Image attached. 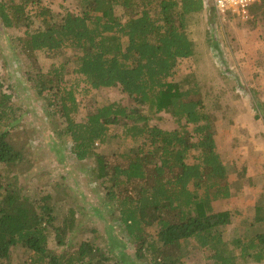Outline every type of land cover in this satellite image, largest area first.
<instances>
[{
  "label": "trees",
  "instance_id": "trees-1",
  "mask_svg": "<svg viewBox=\"0 0 264 264\" xmlns=\"http://www.w3.org/2000/svg\"><path fill=\"white\" fill-rule=\"evenodd\" d=\"M77 2L78 14L66 13L56 22L52 13L40 8L39 0H0V23L8 30L24 29L16 45L29 61L41 52L53 59L72 57L69 69L60 64L45 73L37 70L35 94L62 121L56 136L71 145L75 160L93 159V177L107 201L118 208L117 220L135 243L134 260L119 252V264H182L184 248L191 242L211 264H241L248 258L262 262L264 230L228 244L224 231L232 216L214 208L231 194L228 169L204 108L209 92L201 93L203 85L195 76L184 90L171 81L179 61L196 53L188 17L202 11V0ZM261 2L250 8L260 9ZM33 7L38 8L41 26L29 31ZM116 7L123 10V22L115 15ZM70 74L91 90L118 89L127 104L95 108L77 122L75 95L63 85ZM12 99L0 84V165L19 164L26 146L18 142L22 132L10 127L16 116ZM162 113L171 116L176 129L150 125ZM110 127L120 128L121 139L132 144L120 161L96 151L106 143ZM4 181L0 180V264L11 263L17 246L32 255L24 264H113L107 256L115 255L114 246L106 255L87 241L72 253L52 250L50 233L54 245L63 247L67 233L76 229L73 220L57 226L49 205L38 206L21 188ZM149 228L153 233L146 232Z\"/></svg>",
  "mask_w": 264,
  "mask_h": 264
},
{
  "label": "rangeland",
  "instance_id": "rangeland-1",
  "mask_svg": "<svg viewBox=\"0 0 264 264\" xmlns=\"http://www.w3.org/2000/svg\"><path fill=\"white\" fill-rule=\"evenodd\" d=\"M202 1L205 3L202 11L188 17L187 31L196 53L193 58L179 61L171 81L184 90L192 86L191 79L195 76L203 85L201 93L209 92L203 98L204 108L213 122L218 152L228 169L231 194L215 203L214 208L229 211L232 216L224 231L229 244L235 238L253 237L264 230V0L260 9L254 6L245 16L232 12L218 15L211 0ZM39 2L40 8L52 13L56 22L66 13H79L77 0ZM114 11L123 22V10L116 7ZM29 15L32 21L29 31L39 28L38 8L33 7ZM23 31L8 30L0 23V84L13 97L16 108L15 121L8 125L22 132L18 142L26 145L19 164L0 165V180L21 188L27 197L37 200L38 206L49 205L57 226L64 220H73L76 229L67 233L63 247L54 245V234L50 233L49 246L56 253H72L80 242L87 241L103 249L105 255L108 247H116L115 255L107 256L109 263H120L116 256L119 252L134 260L135 243L117 220V206L107 201L105 190L93 177V159L75 160L71 145L56 136L62 121L54 118L51 108L35 94L37 70L45 73L52 65L60 64L69 69L72 57L64 54L53 59L41 52L27 60L16 45ZM64 80V88L75 95L77 122L84 121L95 108L111 103L125 106L128 102L116 88L91 90L72 74ZM150 125L167 131L177 128L166 113ZM120 134V128L110 127L106 143L97 146V153L106 157L115 155L120 161L119 156L132 146ZM70 210L73 216L69 217ZM146 232L153 233L151 228ZM183 252L182 264H211L192 242ZM31 258V254L17 246L11 251L10 264H24ZM240 263L264 264V260L256 262L248 258Z\"/></svg>",
  "mask_w": 264,
  "mask_h": 264
},
{
  "label": "built area",
  "instance_id": "built-area-1",
  "mask_svg": "<svg viewBox=\"0 0 264 264\" xmlns=\"http://www.w3.org/2000/svg\"><path fill=\"white\" fill-rule=\"evenodd\" d=\"M214 11L218 15L232 12L236 15H247L249 8L262 0H211ZM203 2V1H202ZM205 4V3H204Z\"/></svg>",
  "mask_w": 264,
  "mask_h": 264
},
{
  "label": "crops",
  "instance_id": "crops-1",
  "mask_svg": "<svg viewBox=\"0 0 264 264\" xmlns=\"http://www.w3.org/2000/svg\"><path fill=\"white\" fill-rule=\"evenodd\" d=\"M250 168H251V166H250ZM247 178H250V177H247Z\"/></svg>",
  "mask_w": 264,
  "mask_h": 264
}]
</instances>
